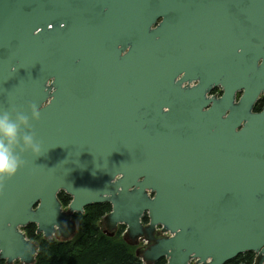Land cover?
I'll use <instances>...</instances> for the list:
<instances>
[{
  "label": "water",
  "instance_id": "obj_1",
  "mask_svg": "<svg viewBox=\"0 0 264 264\" xmlns=\"http://www.w3.org/2000/svg\"><path fill=\"white\" fill-rule=\"evenodd\" d=\"M262 98L264 0H0V108H40L44 152L0 181V261L110 204L146 264H264Z\"/></svg>",
  "mask_w": 264,
  "mask_h": 264
},
{
  "label": "trees",
  "instance_id": "obj_2",
  "mask_svg": "<svg viewBox=\"0 0 264 264\" xmlns=\"http://www.w3.org/2000/svg\"><path fill=\"white\" fill-rule=\"evenodd\" d=\"M262 106L264 98L259 101L256 111L261 112ZM59 200L64 208H68L72 198L62 192ZM111 212L110 204H98L86 208L83 214H75L73 219L82 224V230L71 241L46 240L37 233L36 225H29L24 232L30 241L38 245L36 264H145L125 241V226H120L114 237L102 231L100 224ZM143 222L145 225L149 223L147 216ZM257 260V254L249 252L227 264H256ZM0 264L6 262L0 261ZM156 264H167V261L162 259Z\"/></svg>",
  "mask_w": 264,
  "mask_h": 264
},
{
  "label": "clouds",
  "instance_id": "obj_3",
  "mask_svg": "<svg viewBox=\"0 0 264 264\" xmlns=\"http://www.w3.org/2000/svg\"><path fill=\"white\" fill-rule=\"evenodd\" d=\"M31 116L12 108H0V181L15 177L25 167L24 153L44 154L32 130V121L41 119V109L30 105Z\"/></svg>",
  "mask_w": 264,
  "mask_h": 264
},
{
  "label": "rangeland",
  "instance_id": "obj_4",
  "mask_svg": "<svg viewBox=\"0 0 264 264\" xmlns=\"http://www.w3.org/2000/svg\"><path fill=\"white\" fill-rule=\"evenodd\" d=\"M75 222H77L78 225H79V227H78V232H77V234L75 235V237H76L77 235H79V234L81 233V230H82V224H81L79 221H75ZM100 227H101V229H102L103 232H106V233H110V232H112V231H109L105 219L102 220V222H101V224H100ZM118 229H119V228H118ZM118 229L115 231L116 233H118ZM160 234H161V231H160ZM160 234H159V238L166 237V236H161ZM52 239H55V240H63V239H62L60 236H58V235L53 236ZM129 240H130V239H129ZM130 241H131V243H133V244L135 243L134 240H130ZM142 244H143V243L140 242L138 246H135V245H130V246L133 247V250H134L135 253L137 254L138 251H141V253H142V251H145V249H148V248H149V247H147L149 244L144 245V246H143ZM146 247H147V248H146ZM257 259H258V258H257ZM257 263H258V260H257ZM257 263H256V264H257ZM145 264H146V263H145Z\"/></svg>",
  "mask_w": 264,
  "mask_h": 264
},
{
  "label": "flooded vegetation",
  "instance_id": "obj_5",
  "mask_svg": "<svg viewBox=\"0 0 264 264\" xmlns=\"http://www.w3.org/2000/svg\"><path fill=\"white\" fill-rule=\"evenodd\" d=\"M221 96H222V90L219 89V88L214 89L213 92L210 94V97H215V98H219V97H221ZM262 99H263V98H262ZM263 107H264V106H262L261 111L263 110ZM256 108H257V107H256ZM255 112H257L256 109H255ZM258 112H260V111H258ZM107 227H108V226H107ZM160 235H161V236H164V235H162V234H160ZM142 245L144 246V245H147V244H144V243H143ZM147 247L150 248L151 245H148ZM147 247H146V248H147Z\"/></svg>",
  "mask_w": 264,
  "mask_h": 264
}]
</instances>
